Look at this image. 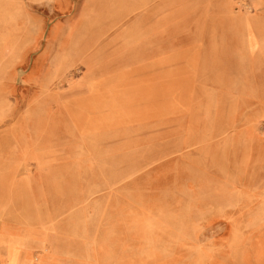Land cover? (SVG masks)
Returning <instances> with one entry per match:
<instances>
[{"label":"rangeland","instance_id":"rangeland-1","mask_svg":"<svg viewBox=\"0 0 264 264\" xmlns=\"http://www.w3.org/2000/svg\"><path fill=\"white\" fill-rule=\"evenodd\" d=\"M263 43L264 0H0V264H264Z\"/></svg>","mask_w":264,"mask_h":264},{"label":"crops","instance_id":"crops-1","mask_svg":"<svg viewBox=\"0 0 264 264\" xmlns=\"http://www.w3.org/2000/svg\"><path fill=\"white\" fill-rule=\"evenodd\" d=\"M23 243H24V242H23ZM13 246H14L15 249L17 250L18 246H16V245H12V244H11V245H8L7 248H9V247H13ZM21 246H23V247H25V248H28V249H31V247H29L30 245H27V244H25V243H24L23 245H21ZM15 252H16V251H15ZM6 260H7V258L5 259V262H6ZM5 262H4V263H5ZM14 262H15V253H14Z\"/></svg>","mask_w":264,"mask_h":264},{"label":"bare ground","instance_id":"bare-ground-1","mask_svg":"<svg viewBox=\"0 0 264 264\" xmlns=\"http://www.w3.org/2000/svg\"><path fill=\"white\" fill-rule=\"evenodd\" d=\"M261 43V42H260ZM264 44V43H263Z\"/></svg>","mask_w":264,"mask_h":264}]
</instances>
